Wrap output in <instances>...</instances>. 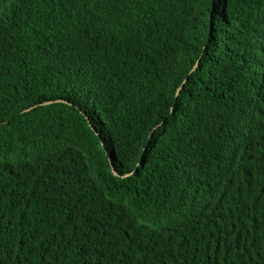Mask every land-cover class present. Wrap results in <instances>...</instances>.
I'll return each instance as SVG.
<instances>
[{"label":"trees","instance_id":"1","mask_svg":"<svg viewBox=\"0 0 264 264\" xmlns=\"http://www.w3.org/2000/svg\"><path fill=\"white\" fill-rule=\"evenodd\" d=\"M0 264H264V0H0Z\"/></svg>","mask_w":264,"mask_h":264},{"label":"water","instance_id":"2","mask_svg":"<svg viewBox=\"0 0 264 264\" xmlns=\"http://www.w3.org/2000/svg\"><path fill=\"white\" fill-rule=\"evenodd\" d=\"M195 65H196V62L192 65L190 71L193 70V68L195 67ZM178 89H179V88L176 89V92L178 91ZM55 101H57V100H55ZM48 102H50V101H47L46 103H48ZM110 169H111V172H112L114 175L118 176V174L114 171V169H113L112 167H110Z\"/></svg>","mask_w":264,"mask_h":264}]
</instances>
